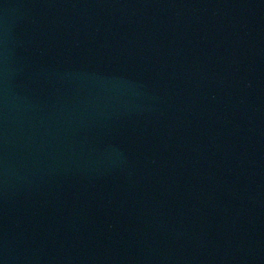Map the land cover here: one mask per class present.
<instances>
[{"label":"water","instance_id":"water-1","mask_svg":"<svg viewBox=\"0 0 264 264\" xmlns=\"http://www.w3.org/2000/svg\"><path fill=\"white\" fill-rule=\"evenodd\" d=\"M0 264H264V0H0Z\"/></svg>","mask_w":264,"mask_h":264}]
</instances>
